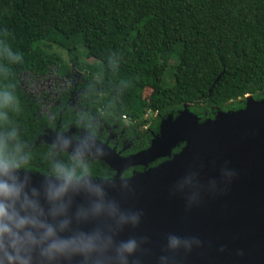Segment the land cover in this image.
Masks as SVG:
<instances>
[{"label":"trees","instance_id":"1","mask_svg":"<svg viewBox=\"0 0 264 264\" xmlns=\"http://www.w3.org/2000/svg\"><path fill=\"white\" fill-rule=\"evenodd\" d=\"M5 30L12 50L23 55L22 64L10 66L22 111L9 115L31 147L38 174L48 169L43 157L52 137L61 132L69 138L72 125L61 118L52 127L47 115L38 118L21 91L20 71L43 74L54 68L61 76L71 67L80 69L76 88L84 90L85 105L120 140L134 145V152L158 135L162 119H173L184 107L200 123L213 119L216 110L244 108L237 100L245 94L264 100V0H0V36ZM43 41L61 48L65 43L72 66ZM80 49L96 65H80ZM162 67L171 73L170 85L158 77ZM144 88L150 90L146 98ZM146 108L151 114L144 118ZM57 111L50 109L54 118ZM121 114L128 117L124 123ZM141 167L116 173L101 159L92 162L95 177H129L130 168Z\"/></svg>","mask_w":264,"mask_h":264},{"label":"water","instance_id":"2","mask_svg":"<svg viewBox=\"0 0 264 264\" xmlns=\"http://www.w3.org/2000/svg\"><path fill=\"white\" fill-rule=\"evenodd\" d=\"M241 101L244 108L216 110L213 119L200 123L184 107L173 119L160 121L147 147L123 157L105 144L109 155L101 160L116 173L143 167L129 175L133 192L109 189L122 208L143 213L137 227L126 226L117 237L149 238L142 245L146 251L130 262L159 264L161 255H169L170 264H264V100L245 94ZM180 141L184 144L172 152ZM229 170L236 173L230 181L224 175ZM40 176H33L34 183ZM170 233L197 237L202 246L165 252Z\"/></svg>","mask_w":264,"mask_h":264},{"label":"clouds","instance_id":"3","mask_svg":"<svg viewBox=\"0 0 264 264\" xmlns=\"http://www.w3.org/2000/svg\"><path fill=\"white\" fill-rule=\"evenodd\" d=\"M9 36L7 30L0 36V264H140L130 257L146 251L142 245L149 238L117 237L126 226L137 227L143 213L122 208L109 194V189L133 192L129 177L93 175L92 162L109 155L94 134L66 138L57 132L43 157L48 169L34 183V154L9 115L22 111L10 66L23 63ZM224 175L230 181L236 173ZM201 246L197 237L170 233L165 252ZM171 259L161 255L159 264Z\"/></svg>","mask_w":264,"mask_h":264},{"label":"flooded vegetation","instance_id":"4","mask_svg":"<svg viewBox=\"0 0 264 264\" xmlns=\"http://www.w3.org/2000/svg\"><path fill=\"white\" fill-rule=\"evenodd\" d=\"M20 72H25V71H20ZM27 72H30L32 75H35V76L37 75L43 76L47 73L46 72V73L41 74V73H34L31 71H27ZM74 72L76 73V74L73 73L74 75H72V72L67 73L65 75H61V76L56 74V76L58 77H64V78H67L68 80L71 79V81H70V84L62 87L58 91L57 94L50 93V94H56L55 95L56 97H55V101L48 107L47 114L45 113V115L48 116V122L52 124V127H55V124L57 125V122L59 121V119L64 118V123L66 125H72L69 127L70 129L68 128L69 132H72L71 135L67 133L69 135V138L87 137L86 133L87 134L91 133L96 136L98 141L102 142L103 144H106L110 149L111 147H113L115 151L117 152V154L121 157L134 152V151H130L134 148V145L130 144L129 142L126 143L124 140L123 141L120 140V138L117 139L113 131L107 125V123L104 122L97 114H95L92 108H89L84 104L83 97L85 96L82 95L84 90L76 88L77 80H81L80 76H81L82 71L76 70ZM19 73L17 74V80L20 85ZM20 88H21V91L26 95V98L33 105L34 109L38 110L37 116L39 118V116H41V114H44V113L40 112L39 103L37 101L38 98L31 95L30 93H26L22 89L21 85H20ZM39 93H41L40 90H39ZM52 107L58 108L55 118L50 113V109ZM72 127H74V129ZM139 133L141 136L144 135L142 131H140ZM54 137L55 136H53L52 139ZM159 161L161 160L158 159L154 161V164L153 163L152 165L148 164L146 167L153 166ZM31 167L34 171L36 170L33 164H31ZM142 169L143 167H141L140 169L130 168L129 174L131 173V171H134V170L140 171Z\"/></svg>","mask_w":264,"mask_h":264},{"label":"rangeland","instance_id":"5","mask_svg":"<svg viewBox=\"0 0 264 264\" xmlns=\"http://www.w3.org/2000/svg\"><path fill=\"white\" fill-rule=\"evenodd\" d=\"M43 42H45V44H48V46H46V48H45V49H47V51L57 53L64 62H66L67 64L72 66L71 62L68 60V56H67L66 51L64 49V48H67L65 43L63 44L64 48H61L57 44L48 43L47 41H43ZM68 45L69 46L72 45L71 40H69ZM75 46H79V43L75 42ZM79 64L80 65H83V64L96 65V60L91 58V57L85 56L83 54L82 49H80L79 50ZM71 69H72L71 70L72 75H74L73 74V73H75L74 71L80 70V69H77L75 67H71ZM54 71H55L54 68L53 69L51 68L43 76H41V75L35 76V75H32L30 72H27V71L19 73V81H20V85H21L22 89L26 93H30L31 95L38 98L37 101L39 103L40 112L44 113V114L45 113L47 114L48 107L55 101V97H56L55 95L58 93V91L62 87L70 84V81H71V79L68 80L67 78L56 76ZM157 74H158V77L161 79V81L165 85H170L172 83L171 73L168 70H166V68H163V67L159 68L157 71ZM39 90L41 91V93H39ZM149 91H150L149 88H144L142 93H141L142 98H146ZM50 93H56V94H50ZM241 100H243V97L241 99H238L237 101L240 102ZM149 113H150L149 108H146L142 114V117L143 116H146V117L149 116ZM122 122L124 123V121H122ZM113 133L115 134V137L118 139L120 134L118 132H113ZM88 135L89 134L86 133V136H88ZM104 146H105V144H104ZM111 151H113L115 154H117V152L115 151V149L113 147H111ZM33 176L41 177L40 174H38V173H34Z\"/></svg>","mask_w":264,"mask_h":264},{"label":"built area","instance_id":"6","mask_svg":"<svg viewBox=\"0 0 264 264\" xmlns=\"http://www.w3.org/2000/svg\"><path fill=\"white\" fill-rule=\"evenodd\" d=\"M150 111V110H149ZM150 114H151V111H150V113H149V116H150ZM149 116H147V117H149ZM144 118H147L146 116H143ZM121 120L122 121H124V122H126L127 120H128V117H126L125 116V114H121ZM145 130L144 131H147L148 129H147V125H145L144 127H143Z\"/></svg>","mask_w":264,"mask_h":264},{"label":"bare ground","instance_id":"7","mask_svg":"<svg viewBox=\"0 0 264 264\" xmlns=\"http://www.w3.org/2000/svg\"><path fill=\"white\" fill-rule=\"evenodd\" d=\"M246 98L248 99V98H249V95H246ZM133 174H135V175H136V174H139V172H137V171H134V172H133ZM77 199H80V198H77Z\"/></svg>","mask_w":264,"mask_h":264}]
</instances>
